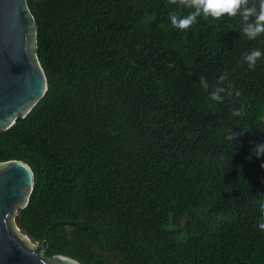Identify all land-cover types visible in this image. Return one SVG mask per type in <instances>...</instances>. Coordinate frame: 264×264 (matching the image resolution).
<instances>
[{"label": "trees", "instance_id": "1", "mask_svg": "<svg viewBox=\"0 0 264 264\" xmlns=\"http://www.w3.org/2000/svg\"><path fill=\"white\" fill-rule=\"evenodd\" d=\"M28 3L47 89L0 131L34 173L20 230L81 264H264L260 0L184 29L193 0Z\"/></svg>", "mask_w": 264, "mask_h": 264}, {"label": "water", "instance_id": "2", "mask_svg": "<svg viewBox=\"0 0 264 264\" xmlns=\"http://www.w3.org/2000/svg\"><path fill=\"white\" fill-rule=\"evenodd\" d=\"M36 32L28 0H0V131L25 116L47 89L35 51ZM33 183L28 163L19 159L0 162V264H81L61 254L45 256L46 242H33L16 224L17 208L27 204Z\"/></svg>", "mask_w": 264, "mask_h": 264}, {"label": "clouds", "instance_id": "3", "mask_svg": "<svg viewBox=\"0 0 264 264\" xmlns=\"http://www.w3.org/2000/svg\"><path fill=\"white\" fill-rule=\"evenodd\" d=\"M191 6L195 9L194 12L179 18L176 15H171L169 17L171 24L177 28L184 29L195 21L197 14L203 13L204 15L219 17L224 13L235 15L237 11L243 10L242 0H193ZM243 30L249 38H254L261 31H264V0H260L255 25L249 24ZM260 54L259 49H254L244 59L251 66L254 58L259 57ZM261 166L264 167V164ZM257 227L264 230V221L258 222Z\"/></svg>", "mask_w": 264, "mask_h": 264}, {"label": "rangeland", "instance_id": "4", "mask_svg": "<svg viewBox=\"0 0 264 264\" xmlns=\"http://www.w3.org/2000/svg\"><path fill=\"white\" fill-rule=\"evenodd\" d=\"M28 242H30V244H32V242H31V241H28Z\"/></svg>", "mask_w": 264, "mask_h": 264}]
</instances>
